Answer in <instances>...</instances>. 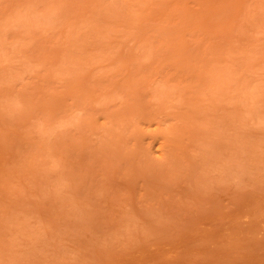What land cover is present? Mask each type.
Instances as JSON below:
<instances>
[{"label": "rangeland", "instance_id": "obj_1", "mask_svg": "<svg viewBox=\"0 0 264 264\" xmlns=\"http://www.w3.org/2000/svg\"><path fill=\"white\" fill-rule=\"evenodd\" d=\"M0 264H264V0H0Z\"/></svg>", "mask_w": 264, "mask_h": 264}]
</instances>
